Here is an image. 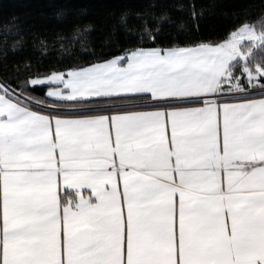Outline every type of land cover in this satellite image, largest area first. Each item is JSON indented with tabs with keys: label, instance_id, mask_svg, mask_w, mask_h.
<instances>
[{
	"label": "snow or ice",
	"instance_id": "obj_1",
	"mask_svg": "<svg viewBox=\"0 0 264 264\" xmlns=\"http://www.w3.org/2000/svg\"><path fill=\"white\" fill-rule=\"evenodd\" d=\"M150 7L107 56L91 24L41 39L47 71L3 26L0 264H264V12L209 39Z\"/></svg>",
	"mask_w": 264,
	"mask_h": 264
},
{
	"label": "trees",
	"instance_id": "obj_2",
	"mask_svg": "<svg viewBox=\"0 0 264 264\" xmlns=\"http://www.w3.org/2000/svg\"><path fill=\"white\" fill-rule=\"evenodd\" d=\"M152 3L157 5V12L167 10L189 22L193 6L197 11L203 9L205 17L201 21L199 35L209 39L224 35L233 23V12L244 15L246 9L250 21L256 20L264 12L261 0H0V49L9 48L13 39L7 37L9 44L4 43L3 26L18 24L24 45L16 53L9 50L6 63L11 67L27 59L41 71H47L54 66L58 67L57 57L67 53H62L56 47L48 57H42L37 42L44 39L51 44L58 33L70 34L77 27L83 30V26L91 24L94 31L86 37L90 40L87 47L94 48L97 55L107 56L114 49L104 48L103 45L110 38H115L116 34L111 30L118 25L120 16L127 12L131 17L130 23H138L135 21V13L150 12ZM61 10L63 16H58ZM119 35L122 37L123 33ZM76 47L79 48V45Z\"/></svg>",
	"mask_w": 264,
	"mask_h": 264
}]
</instances>
